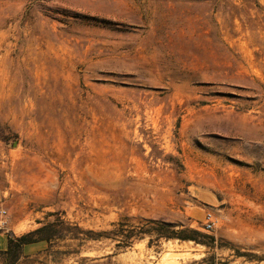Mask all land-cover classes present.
Wrapping results in <instances>:
<instances>
[{
    "label": "rangeland",
    "instance_id": "374dc122",
    "mask_svg": "<svg viewBox=\"0 0 264 264\" xmlns=\"http://www.w3.org/2000/svg\"><path fill=\"white\" fill-rule=\"evenodd\" d=\"M2 212L77 226L16 264H264V0H0Z\"/></svg>",
    "mask_w": 264,
    "mask_h": 264
},
{
    "label": "trees",
    "instance_id": "16d2710c",
    "mask_svg": "<svg viewBox=\"0 0 264 264\" xmlns=\"http://www.w3.org/2000/svg\"><path fill=\"white\" fill-rule=\"evenodd\" d=\"M53 217V214L51 215ZM141 226L129 225L125 226L122 222L113 225V228L107 232H98L99 237H110L115 239L119 237L122 239L116 246H130L132 241L149 238V244L153 241L159 244L161 241H178V242H191L196 245H203L206 248H212L215 241L212 236L206 233L199 232L195 229H176L171 223L157 222L155 220H141ZM77 228L68 225L67 222L56 219L53 222L48 221L39 228L31 230L19 237L9 235L6 242V249L0 252L3 260L0 264H16L22 256V248L27 244H35L39 242H50L52 233L62 230H72ZM50 230V231H49ZM53 231V232H52ZM92 234V232H85Z\"/></svg>",
    "mask_w": 264,
    "mask_h": 264
},
{
    "label": "crops",
    "instance_id": "0c3cea01",
    "mask_svg": "<svg viewBox=\"0 0 264 264\" xmlns=\"http://www.w3.org/2000/svg\"><path fill=\"white\" fill-rule=\"evenodd\" d=\"M0 241H1V247L0 251H4L6 249V242H7V237L4 235H0ZM44 242H39L35 244H27L22 248V254L23 255H30V254H35L45 248L43 245Z\"/></svg>",
    "mask_w": 264,
    "mask_h": 264
},
{
    "label": "built area",
    "instance_id": "2783aa9c",
    "mask_svg": "<svg viewBox=\"0 0 264 264\" xmlns=\"http://www.w3.org/2000/svg\"><path fill=\"white\" fill-rule=\"evenodd\" d=\"M4 215H5V212H2L1 213V220H0V231L3 229L4 225H6V220L4 219ZM216 225V221L215 219L210 215V214H206L205 215V226H204V229L209 232L211 230L214 229Z\"/></svg>",
    "mask_w": 264,
    "mask_h": 264
}]
</instances>
